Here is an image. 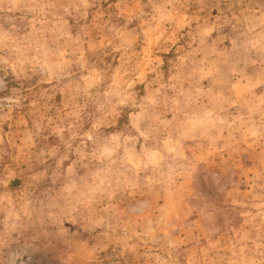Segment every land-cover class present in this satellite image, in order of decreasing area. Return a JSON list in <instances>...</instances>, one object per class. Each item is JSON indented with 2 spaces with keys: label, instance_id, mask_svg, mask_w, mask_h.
<instances>
[{
  "label": "rangeland",
  "instance_id": "1",
  "mask_svg": "<svg viewBox=\"0 0 264 264\" xmlns=\"http://www.w3.org/2000/svg\"><path fill=\"white\" fill-rule=\"evenodd\" d=\"M102 260L264 264V0H0V264Z\"/></svg>",
  "mask_w": 264,
  "mask_h": 264
},
{
  "label": "clouds",
  "instance_id": "2",
  "mask_svg": "<svg viewBox=\"0 0 264 264\" xmlns=\"http://www.w3.org/2000/svg\"><path fill=\"white\" fill-rule=\"evenodd\" d=\"M65 199H67L68 202L73 205L72 210H75V204H77L79 202L78 192L76 190H73V193L70 196L65 197ZM65 210H67V209L61 207V211H65ZM25 215H28V214L25 213ZM46 215H47L46 213H41V215L37 216L36 219L32 221V223L33 224L40 223L42 220L45 219Z\"/></svg>",
  "mask_w": 264,
  "mask_h": 264
},
{
  "label": "built area",
  "instance_id": "3",
  "mask_svg": "<svg viewBox=\"0 0 264 264\" xmlns=\"http://www.w3.org/2000/svg\"><path fill=\"white\" fill-rule=\"evenodd\" d=\"M121 264L120 261L117 260H107L104 262V260L98 262L97 264Z\"/></svg>",
  "mask_w": 264,
  "mask_h": 264
}]
</instances>
